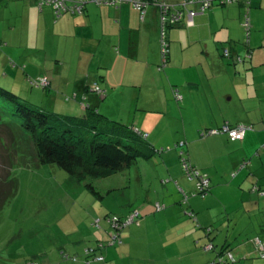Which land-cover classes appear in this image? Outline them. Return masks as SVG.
Listing matches in <instances>:
<instances>
[{
  "label": "crops",
  "instance_id": "1",
  "mask_svg": "<svg viewBox=\"0 0 264 264\" xmlns=\"http://www.w3.org/2000/svg\"><path fill=\"white\" fill-rule=\"evenodd\" d=\"M162 1L179 4L183 0ZM12 2L1 0L0 7L7 9ZM24 4L28 16L35 13L36 19L23 28L22 32L30 35L24 42L20 38L21 43H11L8 35H0V45L7 44L6 49L0 48V85L52 113L85 115L86 103L108 120L141 131L156 149L174 147L167 153L164 148L157 149L160 158H139L134 169L121 171L123 178L131 172L133 180L143 181L144 170L154 162L160 169L157 177L177 183L183 181L185 160L210 179L209 193L230 189L249 194L255 198L249 203L251 209L264 210V0L215 3L197 14L193 25L184 21L169 27L164 66L161 13L155 5L147 6L142 16L131 3L118 8L90 3L81 16L66 14L55 19L51 7L39 11L33 1ZM247 19L251 25L248 37ZM224 48L230 49L232 57L223 56ZM245 55L249 58L237 62L238 56ZM14 62L23 68L18 69ZM38 79H47L49 85L35 88L32 83ZM94 85L104 93L95 92ZM49 86L55 89L48 95ZM176 91L182 96L178 102ZM225 124L250 125L252 129L239 141L223 134L201 136L203 131ZM170 186L174 202L168 201L166 206L157 200L158 207H165L158 214L151 193L144 204L125 205L120 217L139 209L145 221L121 231L120 247L107 246L101 251L98 245L107 244L110 232H115L105 221L104 231L110 232L95 234V256L104 257L105 264H119L128 257V250L145 240L143 264H214L225 248L235 258L228 238L217 251V231L209 228L211 215L190 202L193 195H199L196 185L197 191L179 188L187 207L181 206L184 199L175 185ZM92 222L89 216L88 230ZM102 227L97 232H102ZM209 245L212 250L207 249ZM236 249L239 257L254 254L245 244ZM72 251L78 256L72 264H80V259L86 264L88 257L80 247ZM62 257L66 256L62 253Z\"/></svg>",
  "mask_w": 264,
  "mask_h": 264
},
{
  "label": "rangeland",
  "instance_id": "2",
  "mask_svg": "<svg viewBox=\"0 0 264 264\" xmlns=\"http://www.w3.org/2000/svg\"><path fill=\"white\" fill-rule=\"evenodd\" d=\"M28 2L31 1L13 0L8 6L9 8L0 7V35L5 37L8 35L7 39L11 43H21L20 38L24 42L25 36L27 40L30 36L29 32H22L27 22H31L33 25L36 19L35 13H32L30 17L27 14L24 3ZM35 8L40 11L39 6L35 5ZM55 19H57L56 16ZM246 37H248L247 33ZM7 39L4 41L7 42ZM5 46L7 44L3 43L0 48ZM10 58L15 61L13 57L10 56ZM15 65L18 69L23 68L16 62H14ZM40 80L38 79V81ZM54 89L49 86L46 89L48 95L52 94ZM37 101L40 102V100ZM56 112H61L59 113L61 115L73 116L71 111L56 110ZM16 130L14 139L10 137L9 133L0 130V138L3 139V141L0 139V155L8 156V152L14 159L10 173L17 179L18 185L16 195L0 211V264H72L73 261L78 260V256L72 251L73 248L80 247L86 256V249L97 248L95 234L108 235L107 233L110 231H104L106 223L110 225L109 222L105 223L106 219L110 220L113 217L126 219L133 211L137 210L140 216L132 225L144 220L139 209H134L127 216L120 217L125 205L136 201L140 203L134 204H144L148 193H151V199L155 200L156 212L154 213L158 214L164 211L165 207L158 210L157 200L166 206L168 201L174 202L170 196L172 192L169 191L172 188L171 184L175 185L178 195L183 199L185 196L179 188L186 187L195 190V185L197 187L198 180L196 178L194 181L189 180L183 169H181L182 175H184L183 181L178 180L177 183L173 179L169 182L166 178L157 177L160 169L155 166L154 162L144 170L143 181H138L136 178L133 180L131 172L123 178L120 174L122 172H120L108 178L89 179L82 183H75L70 180L68 173L58 165H41L37 161L30 137L24 134L21 128L20 130L16 128ZM1 142L6 143L7 152ZM181 146H183L182 143ZM181 146L179 150L182 152L184 147ZM161 148H164L167 153L174 147L163 145L157 149ZM17 153L18 156L15 157ZM156 157L160 158L161 156L157 155ZM4 165L6 170L10 168V164L5 163ZM146 166H148V162ZM134 168L132 166V169ZM227 181L226 177L225 182ZM88 184L99 192L100 198L89 190ZM184 190L188 192V189ZM206 198L193 195L190 202L193 201L198 208L205 209L204 213L211 215L209 220L212 223L209 228L212 226L217 231V251H220L224 241L228 238L237 261L235 264H264V259L259 255V249L256 246V236L261 237V245L264 246V210H258L255 206L251 209L249 203L255 201V198L249 194L235 193L230 189L217 190L214 193H209ZM182 202L185 204L182 203V207L189 205L185 199ZM89 216L93 220L90 230L86 224ZM96 221H99L101 227L103 226L102 232H97L99 229L97 230L94 225ZM114 234L115 232H110L109 242ZM119 239L122 243L121 232ZM121 243L117 241L116 244H111L110 248L120 247ZM240 244H245L249 252L252 251L254 254L239 257L236 248ZM145 245L146 241L144 240L139 242L133 250H128V257H125L119 264H143L140 261L145 255L142 253L146 252ZM65 249L67 253L64 251ZM62 253L66 257H62ZM69 254L70 256L67 257ZM93 258V256L89 258L91 263L105 264L103 260L98 261ZM79 261L82 264V259ZM84 263H86L85 260Z\"/></svg>",
  "mask_w": 264,
  "mask_h": 264
},
{
  "label": "trees",
  "instance_id": "3",
  "mask_svg": "<svg viewBox=\"0 0 264 264\" xmlns=\"http://www.w3.org/2000/svg\"><path fill=\"white\" fill-rule=\"evenodd\" d=\"M35 84L32 83L35 88H43L39 81ZM83 106L87 113L81 116L52 113L0 85V130L14 139L16 128H21L34 145L37 161L41 165H58L75 183L114 176L134 166L139 158L151 159L156 155L157 149L141 131L110 121L85 103ZM2 144L7 152L6 143ZM7 154L0 155V211L16 195L18 186L10 173L14 159ZM5 163L10 164L8 170ZM88 187L100 196L92 185ZM256 240L262 241L259 237ZM229 251H221L219 259L223 258L225 264L237 263L235 258L233 262L229 260ZM258 252L264 259V252Z\"/></svg>",
  "mask_w": 264,
  "mask_h": 264
},
{
  "label": "built area",
  "instance_id": "4",
  "mask_svg": "<svg viewBox=\"0 0 264 264\" xmlns=\"http://www.w3.org/2000/svg\"><path fill=\"white\" fill-rule=\"evenodd\" d=\"M33 1L39 6L40 9L44 7H51L56 18H60L66 14L69 15H83L86 6L90 3H94L96 5L103 6H114L119 7L123 3H131L134 9L138 10L142 13V16L145 12V8L149 5H155L159 8L161 13V48H162V66H164L167 62V57L169 54V42L167 37V29L169 27H176L186 21L188 25H193L194 17L199 13H205L207 10L212 8L215 3H221L224 5L231 3H247L249 4L250 0H183L179 4H169L162 0H28ZM196 7V8H193ZM250 22L249 19L244 23L245 30L247 34H249L250 30ZM223 56L229 58L231 56V51L229 48L223 49ZM249 58L245 55V57L238 56L237 62L241 63ZM41 86L47 87L49 85L47 79H42L40 81ZM94 90L98 94H103L104 92L97 86L94 85ZM175 99L177 101L182 99V96L178 91L175 93ZM252 126L250 125H238L236 127H232L228 124L222 125L217 129H209L207 131H203L201 133L202 137L207 135H215V134H223L227 135L231 141H239L242 140L248 130H251ZM182 167L190 180L197 179V189L198 193L202 198H205L210 191V179L206 175H202L196 168L192 167L185 160L182 161ZM161 209V207H158ZM139 212L133 211L129 217L126 219H120L118 217H113L108 220L111 227L114 229L115 234L108 244H99L98 249L106 248L107 246H111V244H116L119 239V233L134 224L136 220L139 218ZM94 225L97 229L101 228L99 221H96ZM257 241V248L259 251L264 252V246H262L260 240ZM207 249L212 250L213 246L209 245ZM96 249L88 248L85 250L86 256L88 257L86 264H90L89 258L93 256L95 260L102 261L103 257L95 256L94 252ZM227 257L231 262L234 261V257L231 253H228ZM264 257V254L262 255ZM214 264H225L224 259H218Z\"/></svg>",
  "mask_w": 264,
  "mask_h": 264
},
{
  "label": "water",
  "instance_id": "5",
  "mask_svg": "<svg viewBox=\"0 0 264 264\" xmlns=\"http://www.w3.org/2000/svg\"><path fill=\"white\" fill-rule=\"evenodd\" d=\"M248 43H249V38L246 40V44L248 45ZM250 53H251V51H249Z\"/></svg>",
  "mask_w": 264,
  "mask_h": 264
},
{
  "label": "bare ground",
  "instance_id": "6",
  "mask_svg": "<svg viewBox=\"0 0 264 264\" xmlns=\"http://www.w3.org/2000/svg\"><path fill=\"white\" fill-rule=\"evenodd\" d=\"M108 222V221H107Z\"/></svg>",
  "mask_w": 264,
  "mask_h": 264
}]
</instances>
